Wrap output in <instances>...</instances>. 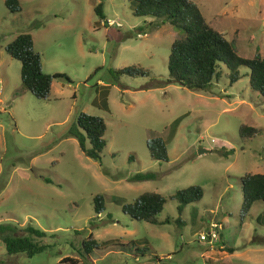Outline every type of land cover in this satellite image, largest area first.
I'll return each instance as SVG.
<instances>
[{
  "label": "rangeland",
  "instance_id": "374dc122",
  "mask_svg": "<svg viewBox=\"0 0 264 264\" xmlns=\"http://www.w3.org/2000/svg\"><path fill=\"white\" fill-rule=\"evenodd\" d=\"M191 1L237 55H264V0ZM95 3L18 0L20 10L10 12L0 0V223L31 224L44 231L38 242L45 244L31 256L7 255L0 240V264H58L64 255L84 264L78 251L88 233L98 243L114 241L93 250L86 264H264V201L240 209L239 177L264 172V102L249 88L247 68L239 66L231 84L221 76L208 91L164 82L179 30L135 15L129 0H101L102 18ZM19 32L30 34L40 69L61 74L44 98L21 86L19 62L4 51ZM128 65L148 73H110ZM78 112L105 123L99 160L66 134ZM240 123L258 132L241 141ZM156 136L167 141V161L149 156L146 143ZM136 172L153 177L129 180ZM189 185L201 196L178 213L173 195ZM142 191L163 196L156 218L168 222L121 210ZM212 229L216 240L207 235Z\"/></svg>",
  "mask_w": 264,
  "mask_h": 264
},
{
  "label": "trees",
  "instance_id": "16d2710c",
  "mask_svg": "<svg viewBox=\"0 0 264 264\" xmlns=\"http://www.w3.org/2000/svg\"><path fill=\"white\" fill-rule=\"evenodd\" d=\"M93 6L95 14L102 18L101 0H95ZM132 12L135 15L152 17V24L168 23L179 30L176 37L169 44L166 58L167 77L164 82H174L178 85L200 91H208L212 83L223 76L231 84L239 77L238 67L247 68V82L259 99L264 102V55L254 54L251 57H242L236 54L233 46L218 31L210 27L197 5L191 0H129ZM4 6L10 12L20 10L18 0H3ZM5 53L18 60L19 80L21 86L33 96L44 98L50 89L52 77L61 74H49L40 69L39 54L33 50L32 39L29 33L19 32L4 45ZM110 73L116 77L121 74L144 75L147 69L128 65L113 69ZM105 129L103 119L96 115L78 112L75 119L67 127L66 134L74 137L80 151L93 160H99V152L104 147L102 137ZM258 128L240 123L237 129L241 141L252 138ZM85 140L88 146H85ZM166 140L159 136L146 143L149 156L157 161H167ZM231 150V149H230ZM225 154V152H222ZM131 156L129 155V158ZM151 172H136L129 180H143L152 178ZM241 191L240 209L247 211L255 200L264 201V172H247L239 177ZM177 200L176 210L179 213L184 204L196 200L201 196V189L197 185H189L175 191ZM92 208L95 213L102 209L100 196L92 198ZM164 198L157 192L142 191L136 195L131 203L121 204V210L130 218L149 223L168 222L167 218L157 220L156 214L161 210ZM180 222L179 220H177ZM44 231L25 224L18 229L16 224L0 223V240L7 255L24 253L31 256L41 251L45 244L38 240ZM114 240L96 242L88 233L81 240V249L78 256L81 261L91 263L93 250ZM132 241V245H133ZM117 244V243H114ZM115 245L114 247H116ZM124 246H119L123 248ZM127 249V247H125ZM231 251V247H227ZM138 247H134L137 253ZM151 258H156L152 256ZM89 261V262H88ZM58 264H78L73 256H62Z\"/></svg>",
  "mask_w": 264,
  "mask_h": 264
},
{
  "label": "built area",
  "instance_id": "2783aa9c",
  "mask_svg": "<svg viewBox=\"0 0 264 264\" xmlns=\"http://www.w3.org/2000/svg\"><path fill=\"white\" fill-rule=\"evenodd\" d=\"M211 227H214L215 228V227H217V225L215 223H212L211 224ZM207 235L209 237V240H216L217 239V236H218V232H217V230L212 229V230H210V231L207 232ZM205 236L206 235H204V234H200L199 235V238H203Z\"/></svg>",
  "mask_w": 264,
  "mask_h": 264
},
{
  "label": "water",
  "instance_id": "95a60500",
  "mask_svg": "<svg viewBox=\"0 0 264 264\" xmlns=\"http://www.w3.org/2000/svg\"><path fill=\"white\" fill-rule=\"evenodd\" d=\"M203 151H205V150L200 149V148L197 149V153H200V152H203Z\"/></svg>",
  "mask_w": 264,
  "mask_h": 264
}]
</instances>
